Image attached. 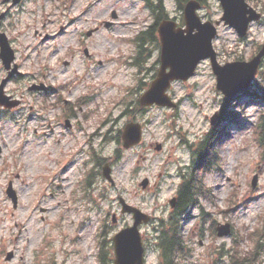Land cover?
<instances>
[{"label": "rangeland", "instance_id": "1", "mask_svg": "<svg viewBox=\"0 0 264 264\" xmlns=\"http://www.w3.org/2000/svg\"><path fill=\"white\" fill-rule=\"evenodd\" d=\"M246 1L262 18L244 39L223 22L217 26L221 64L250 59L264 41V0ZM163 4L183 25L176 1ZM197 13L215 22L223 11L218 0H201ZM0 16L18 71L2 91L16 102L0 106V264H113L112 237L133 221L121 213L119 197L151 215L140 225L144 264H158L155 227L168 218L169 199L192 168L189 145L205 136L213 137L215 169L200 174L203 195L180 216L178 264H230L235 251L251 249L249 233L264 212V164L253 134L264 108L253 88L264 59L252 86L228 100L204 60L189 79L171 83L175 107L124 114L126 104L134 111L160 65L151 43L135 64L133 39L153 21L145 0H0ZM6 75L0 59V82ZM132 120L142 124V140L123 149L115 134ZM93 149L94 158H106L112 183L101 174L105 163L93 164ZM225 223L230 234L217 236Z\"/></svg>", "mask_w": 264, "mask_h": 264}, {"label": "water", "instance_id": "2", "mask_svg": "<svg viewBox=\"0 0 264 264\" xmlns=\"http://www.w3.org/2000/svg\"><path fill=\"white\" fill-rule=\"evenodd\" d=\"M16 2L17 0H13ZM223 14L215 24L221 21L232 27L240 36H245L249 25L261 19V13L254 9L246 0H219ZM201 3L198 0H188L184 5V26H178L172 19L159 21L157 26L160 41V65L155 77L148 88L139 96V107L144 108L153 104L159 106H176L175 102L167 93V89L175 80H187L194 75L200 61L209 60L213 73L216 76V89L225 97L232 98L238 93L248 89L253 82L258 67L264 58V42L258 51L248 60H235L220 64L217 53L213 47V39L216 36V25L210 20L202 21L197 14ZM115 17L114 13L112 14ZM1 17V16H0ZM108 25V23H107ZM0 58L4 68L8 71L7 76L0 83V105L6 107L16 101H8L2 91L9 78L17 73V65L12 66L14 53L8 39L0 32ZM43 87L32 86L30 89ZM216 120V113L210 118L211 124ZM142 139V125L138 121L127 122L121 132V140L124 148L138 144ZM162 148L161 143L155 145L156 150ZM102 175L110 182L112 177L108 163L103 166ZM256 176L253 177V185ZM148 179L144 178L140 185L145 188ZM7 195L16 205V194L11 183L6 189ZM122 213H130L133 217L131 225L123 227L113 235L114 259L113 264H143L144 247L139 226L150 220V215L142 212L139 208L125 202L119 197ZM173 207L175 198L170 199ZM115 220L113 216V221ZM230 232L229 224L217 227L218 236L227 235ZM12 254L7 255L10 259Z\"/></svg>", "mask_w": 264, "mask_h": 264}, {"label": "trees", "instance_id": "3", "mask_svg": "<svg viewBox=\"0 0 264 264\" xmlns=\"http://www.w3.org/2000/svg\"><path fill=\"white\" fill-rule=\"evenodd\" d=\"M177 6L183 9L185 0H175ZM201 1V0H199ZM146 5L150 8L153 21L151 24L141 30L133 39L136 47L135 64L138 65L140 59L143 57L144 51L148 50V44L151 43L155 48L159 47V40L157 36V24L160 20L169 17L163 0H145ZM256 91L259 98L264 99V69L260 71V76L256 80ZM228 100V99H225ZM130 104H126L124 114L128 112L139 111L138 104L134 103V111H128ZM224 109V107H223ZM231 115L237 113L226 114L223 119H228ZM221 121V120H220ZM254 138L260 149L259 164H264V108L258 113L257 119L253 126ZM120 129L115 134V140L120 142ZM212 136H205L198 141L189 145L191 148V164L192 168L187 174L181 175V181L176 190V203L172 213L167 219H159L156 225V234L154 236L156 249L158 251V264H178L180 255L183 254L185 239L180 234V216L192 205L196 204L198 198L203 195V190L200 187L201 173L210 171L215 164L211 157L214 153L212 145ZM95 162L98 166L103 164L105 157L100 154H95ZM89 174L85 177V187L88 183ZM260 224L249 233L252 247L249 251L244 252L241 256L237 252L231 255L230 264H262L264 263V212L259 216ZM102 251L99 255L101 257ZM101 259V258H100Z\"/></svg>", "mask_w": 264, "mask_h": 264}, {"label": "flooded vegetation", "instance_id": "4", "mask_svg": "<svg viewBox=\"0 0 264 264\" xmlns=\"http://www.w3.org/2000/svg\"><path fill=\"white\" fill-rule=\"evenodd\" d=\"M91 159H92V162H93V164H94V149H93V151L91 152Z\"/></svg>", "mask_w": 264, "mask_h": 264}]
</instances>
